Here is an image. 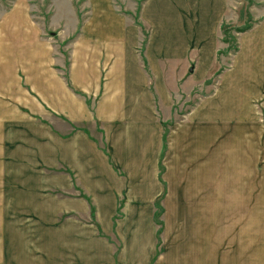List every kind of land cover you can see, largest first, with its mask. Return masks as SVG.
Returning a JSON list of instances; mask_svg holds the SVG:
<instances>
[{
    "label": "crops",
    "instance_id": "1",
    "mask_svg": "<svg viewBox=\"0 0 264 264\" xmlns=\"http://www.w3.org/2000/svg\"><path fill=\"white\" fill-rule=\"evenodd\" d=\"M161 1L170 17L144 10L158 4L148 0L136 18L151 27L144 48L136 27L110 19L98 1L62 59L41 60L35 38L32 67L23 69L21 57L2 49L0 120L7 119L3 109L18 105L27 107L28 113L18 112L30 120L31 113L49 116L69 130L63 140L50 138L47 149L24 140L36 136L25 134L12 158L0 152L1 169L17 170V177L63 164L50 181L57 188L54 178L63 176L68 194L42 192V180L31 177L1 182L0 264H264V122L255 108L260 102L264 107V15L239 36L229 67L164 141L161 122L167 119L157 104L173 99L164 72L176 67L187 73L182 91L200 85L217 61L214 42L227 5ZM204 11L214 20L211 43L203 49ZM164 22L171 25L166 32ZM169 161L175 182L167 175ZM159 207L161 225L154 217Z\"/></svg>",
    "mask_w": 264,
    "mask_h": 264
},
{
    "label": "rangeland",
    "instance_id": "2",
    "mask_svg": "<svg viewBox=\"0 0 264 264\" xmlns=\"http://www.w3.org/2000/svg\"><path fill=\"white\" fill-rule=\"evenodd\" d=\"M98 1L104 2V6L107 8L105 14L110 12V14L113 15L110 19L118 18L121 19L122 24L127 27L132 25L136 27L139 35V49L144 48V41H146L150 34L151 27L142 24L141 21L136 18L137 16H140L139 13L142 4L146 3L148 0H0V54L2 49L7 48L9 56L17 55L22 58V61H19L18 65H21L23 69L32 67L33 62L37 57V53L34 55L32 52V46H36L32 39L35 38L36 42H41V60L47 61L48 58H50L55 61L56 57L62 59L64 53L65 56L67 55V52L65 51L66 45L70 43L76 33L80 32L83 20L87 19L88 16H90V18L92 17V13L95 10L93 7ZM154 1L156 0H152V2ZM225 3L227 5V8L224 11L225 19H221V23L226 24L225 34L224 28L223 31L220 28L221 30L218 41L214 42V44L218 43V47L220 48L216 57L217 61L214 62L210 73H207L204 77L200 76L202 79L200 85H196L195 83L193 87H187L185 91H182L180 88L183 82L186 81L183 76L187 73L176 67L170 73L164 72L165 83L168 85L173 98L172 102L167 105L157 104L160 114L164 117L166 116L167 119L161 122L166 135L176 129L175 126L180 122L179 120L183 119V115L194 105L195 101L200 96H203L206 92L212 90V87L218 79L217 74L224 68L229 67L231 56L234 53L235 47L238 46L239 36L244 33L246 34V32L252 30L263 20L264 0H225ZM203 4V7L206 10L211 8L207 2ZM146 9L148 11L151 9H159L160 18L167 17L168 13L169 17L171 16L170 8L165 1L158 0V4H149L144 8V10ZM203 16V19L205 20L202 22L201 34L205 38L203 44L204 49L211 43L210 26L213 24L214 17L212 14L205 13V11ZM201 20L202 19H200V21ZM165 21L167 22V20ZM134 22H136L137 26ZM139 22L141 23V26H139ZM166 22H164L163 25L164 32H166L167 28H171V25ZM244 29L245 31H241ZM259 33H264V28H262ZM173 36L174 42H179L178 35L174 33ZM223 39L224 41H222ZM242 48H244L245 51L246 45L244 39L242 41ZM190 55H193V53L191 52ZM9 65L15 66V64H12L11 59ZM193 65V62L190 63V68L193 69ZM175 86L178 87L180 95L176 94ZM18 107L20 106L9 105L7 108L8 110L3 109V112H8V115H6L7 119L0 120V152L3 151L11 158L13 154H16L17 152V144H19L17 142L19 138L20 140H23V138H25L24 140H32V142H29L30 144H39L42 149H47V146L50 144V138L57 135L58 140H63L66 131L69 130L68 125L64 122L58 120L56 122V120L49 116L39 117L31 113L30 120L25 113H22L25 111L27 113L29 112L27 107L26 109L22 108L21 110H18ZM255 108L260 121L264 122V107L262 103H256ZM34 122L36 125H34ZM226 123L227 122H219V125L224 128L226 127ZM74 127L80 128L81 123L74 124ZM92 132L94 135H98L96 130H92ZM25 134L36 136L32 138L25 136ZM12 149L15 151L10 154ZM168 166L170 171L167 175L172 179L169 181L175 182V180H177L175 167H172L170 161ZM55 170L65 169L62 164V166L56 168L36 169L33 172L31 170V172L25 170L24 175L20 174L17 177V170L1 169L0 164V184L1 182H4L3 180H8V178L9 180L14 181L20 178L27 180L31 177L34 180H42V182H40L42 192L54 193L58 198H62L68 195L65 192L67 190H64L60 185L63 176L58 174V177L54 178L60 180L58 181L59 183L56 182V186L61 187V189H59V187H54L52 185L54 183H51L50 181L56 173ZM164 170L165 164L163 163V160L160 159V162L158 163V176L160 180L164 177ZM6 173L9 174L10 177L8 176L4 178ZM45 177H50V179H45ZM161 187H165V184ZM57 205L58 209L65 208L64 203L61 204L60 202H57ZM48 209L49 206L47 209L41 208V216L46 213L48 214ZM58 219L59 221L64 219L63 215L61 217L59 215ZM4 251L5 250L2 249V245L0 244V258Z\"/></svg>",
    "mask_w": 264,
    "mask_h": 264
},
{
    "label": "trees",
    "instance_id": "3",
    "mask_svg": "<svg viewBox=\"0 0 264 264\" xmlns=\"http://www.w3.org/2000/svg\"><path fill=\"white\" fill-rule=\"evenodd\" d=\"M225 26H226V24H223L222 26H221V29H222V31H223V28H224V34H225ZM247 29V28H246ZM241 31H245V29L244 30H241ZM225 36V35H224ZM222 41H224V39L222 40ZM237 50V46L235 47V49H234V52ZM166 136V132L164 131V135H163V140L165 141V137ZM161 208L159 207L157 210H156V212H155V214H154V217H155V220H156V222L159 224V225H161V221H160V218H159V216H160V214H161Z\"/></svg>",
    "mask_w": 264,
    "mask_h": 264
}]
</instances>
